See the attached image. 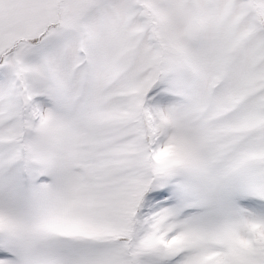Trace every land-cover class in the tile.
Here are the masks:
<instances>
[{
  "label": "snow or ice",
  "instance_id": "6c2138e0",
  "mask_svg": "<svg viewBox=\"0 0 264 264\" xmlns=\"http://www.w3.org/2000/svg\"><path fill=\"white\" fill-rule=\"evenodd\" d=\"M0 264H264V0H0Z\"/></svg>",
  "mask_w": 264,
  "mask_h": 264
}]
</instances>
